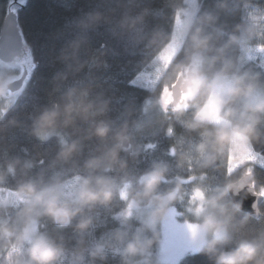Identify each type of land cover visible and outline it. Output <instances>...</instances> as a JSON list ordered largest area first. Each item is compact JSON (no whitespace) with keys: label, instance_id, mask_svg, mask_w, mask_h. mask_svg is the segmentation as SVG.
Masks as SVG:
<instances>
[{"label":"trees","instance_id":"1","mask_svg":"<svg viewBox=\"0 0 264 264\" xmlns=\"http://www.w3.org/2000/svg\"><path fill=\"white\" fill-rule=\"evenodd\" d=\"M185 2L186 0H28L26 6L18 10L17 22L26 40L25 48L32 49L37 67L16 100L7 96L0 97V109L7 108L6 112H0V171L5 172L0 188L15 191L20 182L38 179L41 173L45 183L50 182L56 174L61 179H71L78 173L87 174L83 168L84 161L90 156L99 155L98 148L102 151L104 147L111 146L114 133L126 122L133 136L134 155L123 151L120 155L128 161L130 178L138 177L153 162H167L170 166L169 176L181 175L186 180L183 185L186 190L184 200L174 205L181 218L193 220L187 207L194 195L192 190L197 185L206 186L209 191L215 190L223 185L226 174L231 172L238 175L245 169L253 173L260 184H264L263 165L247 162L230 171L227 153L222 160L218 159L220 167L200 169L195 144L200 142L202 130H190L181 123L182 120L190 119L195 109L189 107L180 120L175 119L171 113L166 116L162 105L157 103L163 81L160 80L153 88L133 81L140 72L150 70L152 58L172 40L177 13L188 7ZM197 2L194 23H199L206 13L215 17L212 22L203 24V32L212 35V43L216 48L227 41L230 35L239 36L248 27L253 29L254 38L247 44L264 47V0H226L223 7L220 6V0ZM9 3L10 0H0V32ZM145 8L148 12L135 29L121 27L126 14L136 16ZM237 25H240V29H237ZM154 34L156 42L149 45ZM74 42H79L80 45L77 53L79 62L87 61L78 72L75 71L77 61L71 58ZM189 45L190 40L185 36L176 59L184 58V50ZM242 52L243 46L232 45L225 56L238 60L241 71L258 74V80L264 86V66L259 59L245 60ZM65 54L69 56L68 59L63 58ZM213 54L215 48L206 53V57ZM70 64L73 66L71 69ZM221 64L222 61H217L212 71L218 70ZM15 67L20 71V65ZM0 71L14 74L17 70L13 67H0ZM58 73H67L68 78L61 80ZM89 85L90 99L95 100L99 96L109 101L106 112L94 118L109 123L112 131L106 140L101 141L96 136L85 139L91 121L83 120H78L74 126L59 125L46 142L40 141L32 133L33 121L45 108H51L53 102L62 106L64 101L61 97L70 87L82 89ZM261 89L264 90V87ZM247 103L251 101L246 102L241 97L236 101V106L243 109ZM12 119L17 123H9ZM258 127L264 132V119ZM169 128L172 129L171 133ZM57 133L63 135L68 142L80 138L83 148L74 156L75 164L72 161H56L61 147ZM252 150L264 156V137L262 142L253 144ZM181 153H190L193 160L180 165ZM17 158L20 163L16 165L15 175L7 173V164ZM28 160L33 161V167L24 169L23 164ZM104 174L117 179L121 175L119 171ZM169 186L171 185L166 183L161 185L162 188ZM228 198L232 199L230 195ZM19 206L17 203L15 208L9 210V218L15 219ZM127 207V200L118 198L110 205H98L88 213L93 217V223L83 233V244H80L81 234L74 230L76 220L72 226L61 228L50 218L41 217L38 231L47 232L58 241L63 237L68 250L64 264H75L73 252L78 247L84 249V264H88L93 259L90 251L96 243L111 242L118 228H127L132 232L140 226L137 217L123 215ZM259 207L261 213L258 218L250 216L246 225L232 229V239L225 245L226 248L235 247L241 240L254 238L257 243L264 245V237L260 236L264 229V199ZM243 213L246 212L241 211L237 216ZM148 235L151 236L152 233L148 232ZM160 236L161 230L157 226L151 249L153 264H160L156 258ZM14 250L16 249L0 250V260ZM120 260L119 255L114 256L111 250L106 249V259L101 261L96 258V264H120ZM177 264H215V261L206 253L196 251L183 256Z\"/></svg>","mask_w":264,"mask_h":264},{"label":"clouds","instance_id":"2","mask_svg":"<svg viewBox=\"0 0 264 264\" xmlns=\"http://www.w3.org/2000/svg\"><path fill=\"white\" fill-rule=\"evenodd\" d=\"M225 3L226 0H220L221 7ZM147 12L145 8L136 16L126 14L121 27L135 29L138 23L143 22ZM194 16V13L188 14L183 23L181 36H187L190 40L189 47L184 50V58L176 59L179 49L170 41L155 54L150 67L163 81L157 103L162 104L166 116L171 113L180 120L189 107L195 109L191 118L181 123L187 129L202 130L201 140L195 144V152L199 156L198 167L218 168L220 164L217 161L222 160L225 153L230 160H235L241 151L250 150L254 143L262 142L264 132L258 125L264 119V94H254L264 86L260 84L258 74L241 71L238 60L225 56L230 46L250 43L254 38L253 29L244 28L239 36L230 35L216 48L212 35L203 32V24L212 22L215 17L206 13L199 23H194ZM237 29H240V25H237ZM155 42L154 34L149 45ZM74 44L71 58L77 61L75 71L78 72L87 61L79 62L77 53L80 45L79 42ZM214 48L215 54L206 57V53ZM63 58L68 59L69 56L65 54ZM217 61H222L221 67L212 71ZM72 67L70 64L69 68ZM57 76L61 80L68 78L67 73H58ZM12 80L11 75L0 71V97L6 95ZM90 87H70L61 97L64 101L62 106L53 102L51 108H45L33 121L32 133L40 141L46 142L59 125L74 126L78 120H83L91 121L85 139L96 136L101 141L106 140L112 131L109 123L94 118L106 112L109 101L99 96L95 100L90 99ZM241 97L253 102L240 109L236 101ZM6 111L7 108L0 109V112ZM9 123L15 124L17 121L12 119ZM168 131L171 133L172 129ZM59 139L61 147L56 161H72L75 164L73 158L83 148L80 138L68 142L63 135H59ZM112 139L111 146L104 147L102 151L98 148L99 155L90 156L84 161L83 168L87 174L78 173L71 179H61L56 174L50 182L45 183L41 173L38 179L20 182L15 189V199L0 198V250L16 249L15 254L5 256L0 264H64L68 250L63 237L58 241L47 232L38 231L36 225L40 218L48 217L61 228L72 226L76 220L74 230L81 234L80 244H83V233L93 223V217L88 213L98 205L108 206L124 197L128 204L142 211L143 215L138 217L140 226L132 232L127 228H118L111 242L96 243L90 251L93 259L88 264H96V258L105 260L106 249L111 250L114 256H120V264H153L151 249L157 225L173 211L176 202L184 200L186 190L183 185L186 180L181 175L169 176L170 166L164 161L153 162L138 177L130 178L128 161L120 155L122 151L134 155L133 136L127 122L114 133ZM192 160L190 153H181L180 165ZM19 163L18 158L10 161L7 173L15 175ZM31 167L33 161L24 162V169ZM112 171L121 173L119 179L104 174ZM4 179L5 172L0 171V182ZM73 183V191L66 192V186ZM162 183L171 186L162 188ZM242 191L244 195L239 200L228 198L229 193L240 196ZM192 192L194 195L187 211L193 217L191 223L197 242L196 250L206 253L215 264H264V245L257 243L255 238L241 240L233 248L225 247L232 239V229L249 222L250 214L237 216L242 210L243 199L248 194L255 197L264 192V184H260L256 176L245 169L238 175L231 172L226 174L223 185L215 190L209 191L206 186L197 185ZM17 203L20 206L15 219H11L8 212ZM252 209L257 215L261 213L255 199ZM148 232L152 235H148ZM260 236L264 237V229ZM73 255L75 264H84L82 247L74 250Z\"/></svg>","mask_w":264,"mask_h":264},{"label":"rangeland","instance_id":"3","mask_svg":"<svg viewBox=\"0 0 264 264\" xmlns=\"http://www.w3.org/2000/svg\"><path fill=\"white\" fill-rule=\"evenodd\" d=\"M13 1V0H12ZM187 9L179 11L177 13L174 33L171 42H173L178 49H180L184 37L181 36L183 23L188 14L197 12L198 2L197 0H186ZM11 9V8H10ZM195 17V16H194ZM193 17V18H194ZM179 51V50H178ZM243 57L245 60L248 59H259L260 63L264 66V47L263 46H249L248 44L243 45ZM261 53V56L259 54ZM22 63V62H21ZM19 63V65H22ZM16 65V66H19ZM2 67V66H0ZM17 71L14 74H9L11 76H16L20 74V71L17 67L12 66ZM5 68V67H4ZM11 68V67H7ZM150 70L140 72L135 79V83L144 85L150 88L155 87V85L160 81L159 75L154 71L152 67H149ZM264 94L263 89H258L257 93L254 95ZM160 99V98H158ZM245 101L252 100L245 98ZM162 105V104H161ZM253 162L264 166V156L256 153L252 150L241 151L235 160H230V171H234L239 166L244 163ZM74 183L66 186V192H72L74 189ZM15 191H7L0 188V198L15 199ZM123 199L127 200L126 197ZM178 210L174 207L165 219L159 223L161 230V238L157 247V262L160 264H177L183 256H186L189 253L196 252L197 242L194 237V227L191 223V220L186 218L179 217ZM123 215H133L134 217H140L143 215L142 211L128 204L127 210ZM38 230V224L36 225ZM16 250L9 252L6 256H11L15 254Z\"/></svg>","mask_w":264,"mask_h":264},{"label":"water","instance_id":"4","mask_svg":"<svg viewBox=\"0 0 264 264\" xmlns=\"http://www.w3.org/2000/svg\"><path fill=\"white\" fill-rule=\"evenodd\" d=\"M27 1L28 0H10L9 10L2 22L0 32V66L12 67L14 65H19V63L22 62V65H20V74L12 76V83L5 95L11 99L15 98V100L24 91L27 86L26 84H28L31 76L33 75L32 73H34V70L37 67L33 53H31L32 49L30 47L25 48L26 40L20 29L19 23L17 22L18 10L24 8ZM229 195L233 200H239L244 193L242 191L240 196H232L231 193H229ZM254 199L260 206L264 199V193L261 192L255 197L248 194L247 197L243 199L241 211L258 218L260 214H255L252 209Z\"/></svg>","mask_w":264,"mask_h":264}]
</instances>
